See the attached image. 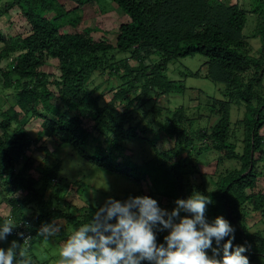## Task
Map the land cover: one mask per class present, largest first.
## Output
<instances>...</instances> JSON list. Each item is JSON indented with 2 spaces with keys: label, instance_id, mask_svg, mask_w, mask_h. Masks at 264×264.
Wrapping results in <instances>:
<instances>
[{
  "label": "trees",
  "instance_id": "trees-1",
  "mask_svg": "<svg viewBox=\"0 0 264 264\" xmlns=\"http://www.w3.org/2000/svg\"><path fill=\"white\" fill-rule=\"evenodd\" d=\"M258 2L252 10L240 0L5 2L2 10L17 5L30 29L0 50V59L13 50L18 52L0 68L2 88L16 90L14 104L0 111V202H6L15 222L30 221L32 239L30 245L22 244L14 229L0 247L7 248L12 240H18L21 251L28 250L32 264H45L29 252L38 229L35 226L58 223L62 231L52 239L63 241L72 230L89 222L100 205L88 203L73 208L64 197L69 184L60 174L61 160L42 142L50 136L95 168L137 185L144 183L148 191L139 195L155 198L160 206L164 199L175 202L198 192L200 186L192 185L195 182L186 175V159L193 161L210 148L223 151V159L234 160L236 166L226 169L214 182L215 190L204 195L235 228L234 244L247 246L249 264H264V238L247 230L246 214H242L244 207L256 212L264 207V190L258 188L262 172L256 168L257 161L264 159V0ZM110 8L128 18L119 25L115 43L105 36H93L102 31L98 23L83 26L91 18L96 20L95 14L107 13ZM251 13L258 17L256 34L261 41L256 57L248 54V41L243 35ZM2 36L0 41L6 42ZM197 54L206 59L197 70L185 73L169 68L172 61ZM51 60L56 62L57 76L42 69ZM168 70L177 74L178 80L169 77ZM105 74L107 81L117 77L120 85L101 103L100 95L94 93L105 81ZM185 76H202L221 88V99L204 100L209 108L206 116H189L184 105L170 108L159 104L162 96L184 95ZM91 79L100 80L92 89ZM148 101L152 102L146 110L148 118L143 116L134 125L129 124L131 113L138 109L137 102L142 106ZM241 105L244 113L238 121L242 128L239 138L236 129L231 132L229 114L233 106ZM28 114L40 118L41 131L36 136L19 126L20 119ZM207 117L216 119L212 128H194V121ZM163 137L173 146L159 150L156 142ZM195 140L209 144L197 147ZM139 142L152 149L150 157L140 162L133 160V151L127 146ZM33 146L45 151L40 170L29 153ZM130 194L137 195L125 192L112 197L122 200ZM3 217L0 214V219ZM164 235L158 233V240L162 242Z\"/></svg>",
  "mask_w": 264,
  "mask_h": 264
},
{
  "label": "rangeland",
  "instance_id": "rangeland-1",
  "mask_svg": "<svg viewBox=\"0 0 264 264\" xmlns=\"http://www.w3.org/2000/svg\"><path fill=\"white\" fill-rule=\"evenodd\" d=\"M8 1L9 0H0V34H2V38L6 40V42L0 41V50L5 46L11 45L10 43L13 40L25 36L30 29L26 19L21 15L20 8L17 5L9 8L6 11L5 9L2 10L5 2ZM240 3L252 10L258 6L259 2L258 0H240ZM104 7H106V5ZM116 8H110L109 12L108 10L106 11L107 13H97V15L95 14L97 19L95 20L91 18L90 21L83 23V26L85 25L93 27L96 25V23H98L99 28L102 31L93 33V36L98 38L105 36L109 38L112 43H115L119 25L122 22L128 20L127 16L116 11ZM257 20L258 17L256 14H248L245 27L243 28V35L246 37L248 41L247 44L249 46L248 54L252 57L258 56L260 54L261 48L260 37L256 34ZM103 30H106L107 33L103 34ZM17 53L18 52H16V50H13L6 55L4 54V56L2 55L0 59V68L5 67L6 64L11 62L13 60V56H16ZM205 60L206 59L203 56L198 54L191 57H183L172 61L169 64V68L173 69V67H175L180 72L182 71L188 73L189 71H195L200 68ZM131 63L134 65L136 64L135 61H131ZM42 69H46L47 72L57 76L58 70L56 62L54 63L52 60L47 65L43 66ZM168 76L176 80H178L179 77L171 70H168ZM107 77L108 75L105 74L103 77L105 81L100 84L94 93V96L100 95L101 103H104L112 96L111 90L114 87L118 88L120 85V81L117 77L111 76L109 77V81H107ZM183 79L187 88V91L184 93V95L180 93L162 96L158 101L159 104L161 106L166 105L170 108L184 105L187 108L186 112L189 116L195 117L197 114H203L206 116L208 114L209 108L208 104H206V101L204 100L207 97H218L221 99L223 93L220 90L221 88H218L215 83L202 76H185ZM3 81L4 77L0 74V111L12 106L14 104V98H16V90L13 87L2 88L1 84ZM98 81L100 80L94 81L91 79L89 81V88H94L98 84ZM136 106L138 109L131 113L133 115V120L129 121V124L132 125L140 121L141 117L143 116L148 118L146 110H149L152 107V102L148 101L143 103L142 106H140V102H137ZM217 107L220 108L221 106L218 105ZM243 108L244 105L233 106V108L230 109L229 114L231 132L233 129H236L235 136H240L239 138H242L241 133L239 132H242V128L238 121L243 117ZM162 113L165 114V112ZM19 122V126L28 129L30 135L32 136H36L41 131L40 118H33V116L30 117V114H28L27 116H23ZM215 124L216 119L211 121L207 117L201 122L194 121L193 126L194 128L199 127L202 129L207 127L210 129ZM261 133L264 136V128L261 129ZM235 138L236 137H234L233 140ZM42 142L46 144L51 151L55 152L56 158L61 160L60 174L66 178L69 184L68 191L64 197L70 201L73 208L84 207L87 206L88 203L102 204L108 197L122 196L125 192H132L139 195L142 191H148V186L144 183L142 185L134 184L130 180H127L120 175L106 173L105 171L95 168L91 164L85 162L82 158L76 157L77 154L72 151L71 147L62 143L58 138L55 139L50 136H45L44 141ZM195 143L197 147L201 144H209L208 141L200 142L199 140H195ZM95 144L96 143L93 145ZM156 145L159 150H164L166 148L172 147L173 142L163 137L156 142ZM127 146L133 151L132 157L134 161L140 162L143 158L150 157L152 153V149L147 143L139 142L138 145L129 144ZM41 148L42 147L35 148V146H33L29 151L32 159L36 162L35 167H37L38 170H40V164L43 162V158L45 156V151ZM237 150H240V146L237 148ZM258 156L259 154L256 155V157ZM223 158H225L223 151L220 153V150L218 151L215 148H210L209 150L200 153L196 158L192 159L193 161H190L189 158L186 159V164H188V168H186V175L192 178V183L195 182L192 185L200 186L198 189L199 193L204 194L206 191L215 190L216 185L214 182L217 181L220 175L223 174L226 169L236 166V162L234 160H224ZM220 159L223 160L220 161ZM256 168L262 172L261 177L258 178V188H260V190H264V159L257 161ZM31 172H33L35 175L38 173L37 171ZM174 206V201L168 202L166 199H164L161 204V207L169 210H171ZM250 208L252 207L242 208V214H246L244 215V218L247 230L254 236L259 235L264 238V207L262 208V211L258 212L253 211ZM9 210L10 209L6 202L1 201L0 214L6 215ZM70 213L74 215V212L71 210ZM217 215L223 214L216 207L212 206V204H209L206 209V216L209 219H212ZM164 234L167 233L164 232ZM62 242L63 241L60 240L53 241L52 238L45 240L36 235L29 252L33 253L39 262L45 264H54V260L59 256V249L62 245ZM24 253L29 255L28 250H26Z\"/></svg>",
  "mask_w": 264,
  "mask_h": 264
},
{
  "label": "clouds",
  "instance_id": "clouds-1",
  "mask_svg": "<svg viewBox=\"0 0 264 264\" xmlns=\"http://www.w3.org/2000/svg\"><path fill=\"white\" fill-rule=\"evenodd\" d=\"M211 203L199 192L177 198L171 210L146 194H130L122 200L108 197L95 207L89 222L66 235L54 264H249L247 246L234 244L235 228L230 221L223 215L206 216ZM3 216L0 242L7 241L20 224L10 210ZM35 227L36 235L45 240L62 231L56 222ZM164 232L161 242L157 236ZM16 234L22 244L30 245L32 230L28 244L23 243V233ZM0 264L32 261L14 239L7 248L0 247Z\"/></svg>",
  "mask_w": 264,
  "mask_h": 264
},
{
  "label": "built area",
  "instance_id": "built-area-1",
  "mask_svg": "<svg viewBox=\"0 0 264 264\" xmlns=\"http://www.w3.org/2000/svg\"><path fill=\"white\" fill-rule=\"evenodd\" d=\"M8 217H10V216H8ZM29 222L30 221L28 219L20 220L18 222V224L19 223L20 224L17 226V229H16L17 233H23L24 234L25 240L24 241L22 240V241L25 244H28L29 239L31 237V230H30L31 224Z\"/></svg>",
  "mask_w": 264,
  "mask_h": 264
}]
</instances>
